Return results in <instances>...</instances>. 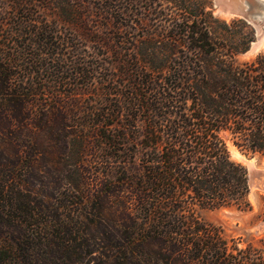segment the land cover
<instances>
[{"label": "trees", "instance_id": "obj_1", "mask_svg": "<svg viewBox=\"0 0 264 264\" xmlns=\"http://www.w3.org/2000/svg\"><path fill=\"white\" fill-rule=\"evenodd\" d=\"M207 2L0 0V264H264L201 215L251 209L223 133L264 158V55Z\"/></svg>", "mask_w": 264, "mask_h": 264}, {"label": "rangeland", "instance_id": "obj_2", "mask_svg": "<svg viewBox=\"0 0 264 264\" xmlns=\"http://www.w3.org/2000/svg\"><path fill=\"white\" fill-rule=\"evenodd\" d=\"M208 8L214 16L227 23L233 19L242 18L245 23L234 24L230 28L238 31L249 32L254 30V38L250 42L248 49L236 56L239 62L252 61L258 54L264 55V48L252 50L253 44L262 36L264 26L262 22L255 24L246 19L242 14L236 12L241 4L250 5V11H257L260 7L254 0H207ZM223 26L222 23L217 25ZM226 138L231 158L242 164L246 171L250 186L249 201L251 209L239 210L237 208H220L215 210L202 211L201 215L205 220L222 228L228 239L238 241L240 247H245L251 243L256 247H262L264 243V158L260 152H250L241 150L230 139L228 133H223ZM38 185L42 181L41 177H35Z\"/></svg>", "mask_w": 264, "mask_h": 264}, {"label": "water", "instance_id": "obj_3", "mask_svg": "<svg viewBox=\"0 0 264 264\" xmlns=\"http://www.w3.org/2000/svg\"><path fill=\"white\" fill-rule=\"evenodd\" d=\"M256 3L260 5L257 8V11H250V5L246 3H242L241 6L236 10V12L242 14L246 19L255 22H262L264 26V0H254ZM259 48H264V31L262 32V36L258 38V40L253 44L252 50H256Z\"/></svg>", "mask_w": 264, "mask_h": 264}]
</instances>
